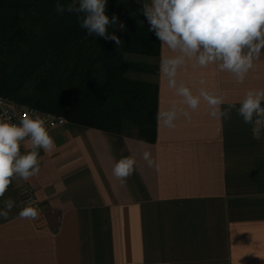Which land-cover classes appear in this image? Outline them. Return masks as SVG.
Here are the masks:
<instances>
[{
	"label": "crops",
	"instance_id": "obj_1",
	"mask_svg": "<svg viewBox=\"0 0 264 264\" xmlns=\"http://www.w3.org/2000/svg\"><path fill=\"white\" fill-rule=\"evenodd\" d=\"M171 55L161 43L158 57L125 55L156 67L140 78L157 87V114L173 102L186 107L160 71ZM177 81L194 94L205 87L225 95L222 109L238 108L248 89H264V50L243 82L192 61ZM188 111L191 119L179 115L171 129L157 119L154 143L68 122L46 128L56 147L39 150V173L14 177L0 198V208L15 202L0 217V264H264V138L253 139L235 109L228 119L212 118L204 101ZM20 150H31L28 141ZM129 155L135 170L122 184L112 168ZM23 186L42 205L34 220L18 215Z\"/></svg>",
	"mask_w": 264,
	"mask_h": 264
},
{
	"label": "trees",
	"instance_id": "obj_2",
	"mask_svg": "<svg viewBox=\"0 0 264 264\" xmlns=\"http://www.w3.org/2000/svg\"><path fill=\"white\" fill-rule=\"evenodd\" d=\"M76 0H0V97L85 128L154 143L157 87L140 76L156 67L125 55L158 57L160 41L132 0H107L116 45L80 27ZM123 23L124 28L119 25Z\"/></svg>",
	"mask_w": 264,
	"mask_h": 264
},
{
	"label": "clouds",
	"instance_id": "obj_3",
	"mask_svg": "<svg viewBox=\"0 0 264 264\" xmlns=\"http://www.w3.org/2000/svg\"><path fill=\"white\" fill-rule=\"evenodd\" d=\"M106 4L107 0H79L78 6L57 4L56 10L83 14L80 27L89 36L103 37L119 45L121 39L108 31L118 18L106 14ZM142 14L149 31L174 53L162 58L160 71L167 78L168 87L181 98L179 103L186 106L177 107L173 102L170 108L158 112V121L169 129L174 128L179 115L190 120L188 110L196 111L204 101L212 118L228 119L235 109L244 123L251 126L253 139L264 138V89H248L238 108L228 104L222 109L225 95L205 87L194 94L177 81L178 69L192 61L193 67L215 65L221 72L231 73L238 83L243 82L264 50V0H150L143 4ZM119 27L123 29L124 24ZM200 84L204 85L205 80L201 79ZM60 123H64V117H60ZM26 139L31 150L22 154L21 142ZM55 147L54 138L46 129V119L39 114L25 115L18 123L0 120V198L14 177L28 181L39 173L40 149L51 152ZM143 159L149 167L155 165L150 151H143ZM135 164L134 156L121 157L115 162L112 174L123 184L133 174ZM3 205L0 217L6 219L15 202L8 198ZM38 214L36 207L26 206L18 215L34 220Z\"/></svg>",
	"mask_w": 264,
	"mask_h": 264
},
{
	"label": "built area",
	"instance_id": "obj_4",
	"mask_svg": "<svg viewBox=\"0 0 264 264\" xmlns=\"http://www.w3.org/2000/svg\"><path fill=\"white\" fill-rule=\"evenodd\" d=\"M33 113L39 114L46 119V128L48 129L60 128L64 126L66 123L65 120L64 123H60L59 116H55L51 114H43L33 108L20 105L17 104L16 102L0 97V120L9 121L12 123H18L22 117H24L25 115H31ZM26 141L27 139L21 142V146ZM26 206L36 207L38 209V213L39 214L41 213L42 210L41 203L35 197L30 187L23 186L19 190V207L22 210Z\"/></svg>",
	"mask_w": 264,
	"mask_h": 264
},
{
	"label": "rangeland",
	"instance_id": "obj_5",
	"mask_svg": "<svg viewBox=\"0 0 264 264\" xmlns=\"http://www.w3.org/2000/svg\"><path fill=\"white\" fill-rule=\"evenodd\" d=\"M62 117V116H61ZM65 120V119H64ZM66 121V120H65Z\"/></svg>",
	"mask_w": 264,
	"mask_h": 264
}]
</instances>
